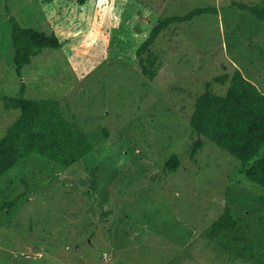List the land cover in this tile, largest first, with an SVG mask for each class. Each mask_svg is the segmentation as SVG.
<instances>
[{"label":"rangeland","instance_id":"obj_1","mask_svg":"<svg viewBox=\"0 0 264 264\" xmlns=\"http://www.w3.org/2000/svg\"><path fill=\"white\" fill-rule=\"evenodd\" d=\"M13 19L65 43L19 74ZM236 70L264 94V0H0V136L12 97L56 98L95 144L0 176V264H264V186L246 174L264 146L243 163L204 136L192 154L197 98Z\"/></svg>","mask_w":264,"mask_h":264},{"label":"trees","instance_id":"obj_2","mask_svg":"<svg viewBox=\"0 0 264 264\" xmlns=\"http://www.w3.org/2000/svg\"><path fill=\"white\" fill-rule=\"evenodd\" d=\"M209 10V7H200L189 16ZM11 39L13 61L19 74L42 48H59L65 43L61 33L24 26L16 19H13ZM12 104L20 108V114L0 136V176L32 153L70 166L95 147L90 134L69 125L59 99L17 96L12 97ZM192 127L200 134L194 140L192 154L203 147L206 136L243 163H248L264 146V94L236 70L227 94L206 91L197 98ZM104 134L109 132L105 130ZM179 165L178 154H173L166 164L170 169ZM246 174L264 186V156L255 159L246 168ZM231 226L230 218L220 217L213 228Z\"/></svg>","mask_w":264,"mask_h":264}]
</instances>
